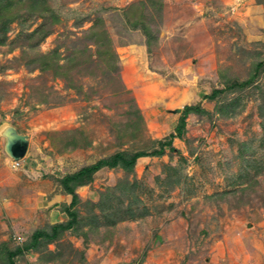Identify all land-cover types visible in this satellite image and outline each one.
Masks as SVG:
<instances>
[{"label":"rangeland","instance_id":"1","mask_svg":"<svg viewBox=\"0 0 264 264\" xmlns=\"http://www.w3.org/2000/svg\"><path fill=\"white\" fill-rule=\"evenodd\" d=\"M31 1L14 0L5 35L0 19V127L29 136L15 160L0 134V264L70 218L61 178L159 148L186 105L206 111L187 114L175 150L98 170L76 187L75 225L15 260L264 264V0H45V15Z\"/></svg>","mask_w":264,"mask_h":264},{"label":"trees","instance_id":"2","mask_svg":"<svg viewBox=\"0 0 264 264\" xmlns=\"http://www.w3.org/2000/svg\"><path fill=\"white\" fill-rule=\"evenodd\" d=\"M18 1H21V0H18ZM14 4H15L14 0H0V19L4 18L2 21L3 23L1 26V30L3 31L4 35L7 32L8 24L14 19V15L12 14L9 15V11L12 9ZM30 7L31 9H36V8L40 9L39 12L42 15L46 14L44 13L45 11H49V7L45 5V0H32L30 3ZM50 15L54 23L59 21V18L54 14L53 11H51ZM140 23L141 21L138 20V21L133 22V25L134 26L141 25L142 23L141 24ZM141 26L146 27L144 25H141ZM145 30H147V28H145ZM39 31L41 32L43 31V29L37 28L30 35L33 36L35 33ZM3 43H5V36H3V38H0V44H3ZM104 52L108 53L109 50L106 49L104 50ZM57 56H58L57 52L54 51L50 53L49 55H44L43 57H41L42 62H41L40 69L47 70L50 67H52V65L54 64H52V62L49 61L48 58H55V61H56ZM33 61H36V60H33ZM55 61H53V63H55ZM263 68H264V59L257 62V67L255 68V70L257 73H259L260 69H263ZM255 76H257V74L254 73L251 76V78L246 79L242 82H239V81L232 82L231 81L230 83L226 84L225 88L214 90L213 93L210 94L208 97L214 98L216 97L217 94L224 91V89L235 90L238 87L239 88L245 87L247 84L253 81ZM223 107H225V105L222 106V108ZM205 111L206 110L201 108L199 105H186L180 116L179 123L177 124L175 128V132L171 133L168 136V138H166L165 140H159L158 141L159 148H154L153 150L139 149L133 152H128L124 150L117 151L107 157L97 160L94 163L83 166L81 169L75 172L66 174L63 178H61L60 181L62 183V186L64 187V191L72 195V200L70 204L64 206V211L67 212L70 218L66 222H60V223L53 224L50 230H45V229L36 230L32 235V240L30 242H26L22 246H17L15 249L6 248V251L3 254V259L5 260V263L6 264H21L15 260V256H17V254L38 248L41 243L40 239H44L45 242H49L57 238L59 234L61 233V231L72 228L77 221V210L73 209V207L79 201V195L76 192V187L82 186V185H85L91 182L98 170L104 167H110V168L122 167L125 170L131 171L133 170L134 165L139 157L148 156V155L149 156L161 155L164 152L166 146H169L170 149L175 150L174 146H172L173 137L181 136L183 134V131L186 125L187 114L191 112L200 113V112H205ZM225 112H226V115L228 116V115H231L232 110L228 109ZM131 217L133 218L134 216L131 215Z\"/></svg>","mask_w":264,"mask_h":264},{"label":"water","instance_id":"3","mask_svg":"<svg viewBox=\"0 0 264 264\" xmlns=\"http://www.w3.org/2000/svg\"><path fill=\"white\" fill-rule=\"evenodd\" d=\"M0 134L5 139V152L15 160L21 159L27 151L29 136L20 133L14 125L9 123L0 127Z\"/></svg>","mask_w":264,"mask_h":264}]
</instances>
